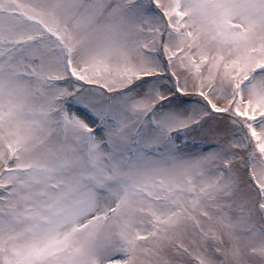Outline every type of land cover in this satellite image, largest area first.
I'll return each instance as SVG.
<instances>
[{"label":"snow or ice","instance_id":"snow-or-ice-1","mask_svg":"<svg viewBox=\"0 0 264 264\" xmlns=\"http://www.w3.org/2000/svg\"><path fill=\"white\" fill-rule=\"evenodd\" d=\"M0 264H264V0H0Z\"/></svg>","mask_w":264,"mask_h":264}]
</instances>
